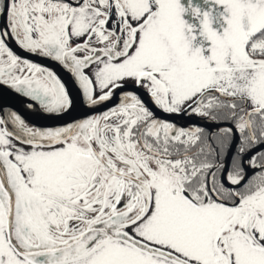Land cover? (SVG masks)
I'll use <instances>...</instances> for the list:
<instances>
[{
    "label": "snow or ice",
    "instance_id": "1",
    "mask_svg": "<svg viewBox=\"0 0 264 264\" xmlns=\"http://www.w3.org/2000/svg\"><path fill=\"white\" fill-rule=\"evenodd\" d=\"M5 93L0 264H264V0H0Z\"/></svg>",
    "mask_w": 264,
    "mask_h": 264
},
{
    "label": "water",
    "instance_id": "2",
    "mask_svg": "<svg viewBox=\"0 0 264 264\" xmlns=\"http://www.w3.org/2000/svg\"><path fill=\"white\" fill-rule=\"evenodd\" d=\"M29 56H22V57H26V58H28L30 60H34V61H37L38 62L37 59H33V57H31V56L29 57ZM52 65L53 66H48V67H50L51 70H53L54 72H56L62 78V76L64 75L65 72L59 66H57L55 64H52ZM66 84L68 85V88H72L73 87L70 78L66 82ZM138 92H143V91L142 90H138ZM140 95L142 96L141 93H140ZM9 97H12V95L7 94V93H5L3 95H0V102L4 101V102H2L3 104L11 106L15 110H17L30 124H34V125L39 126V127H55V126H58L60 124L66 123V122H71L73 119H77L79 117L82 118L85 114H91V113H87L85 109L77 106L71 112H69L67 115H65L62 119L56 120V119L46 118L45 119V123L48 124V122H51V124H48V125L47 124H40V123L35 122V119L37 118V116L35 114H33V113H29L28 110L24 107V104L23 103H19L18 101L15 104L10 103L9 102V100H10ZM142 98L145 100V98L143 96H142ZM145 102L147 103L146 100H145ZM111 103H115V100H113L109 104L104 105L103 108L110 107L111 106ZM147 104H149V103H147ZM103 108L97 109V111H102ZM78 109L80 110V113H79ZM25 114L28 116V118L26 117ZM157 115L160 116L161 118H164V119L173 120L177 124H181V123H179L177 121L178 120L181 121L183 119V116H184V115H180V116H176V115L166 116L165 114H163V113H161L159 111H157ZM40 116L42 118H45L43 115H40ZM185 117H188V116H185ZM191 123H196V122H195V120L190 119L187 122L186 125L191 124Z\"/></svg>",
    "mask_w": 264,
    "mask_h": 264
},
{
    "label": "flooded vegetation",
    "instance_id": "3",
    "mask_svg": "<svg viewBox=\"0 0 264 264\" xmlns=\"http://www.w3.org/2000/svg\"><path fill=\"white\" fill-rule=\"evenodd\" d=\"M12 47L14 48V50L17 52V54H19L20 56H29V54H27V53H25V52H22L21 50H19L18 48H16L15 47V45H12ZM30 57V56H29ZM31 57H33V59H37L38 60V62L39 63H42V64H45V65H47V66H53L52 64H49L47 61H40L37 57H34V56H31ZM62 79H63V81L66 83L68 80H69V77H68V75L66 74V73H64V75L62 76ZM73 87L72 88H69V90H70V92L72 91V95L73 96H75L76 95V93L73 91ZM143 91V90H142ZM142 94V96L145 98V100L147 101V103H149L148 105L150 106L151 105V103H150V101H149V99H148V97L146 96V95H144V93L143 92H139V94ZM9 102L10 103H13V104H15L17 101L19 102V103H22L21 102V100L19 99V98H17V97H14V96H12V97H9ZM2 102H4V101H2ZM150 107H152V105L150 106ZM78 111H79V113H80V110L78 109ZM33 114H35L36 116H37V118L35 119V122H37V123H40V124H47V123H45V119L46 118H42L40 115H42V114H36V113H33ZM26 115V114H25ZM186 115H184L183 116V119L181 120V121H177V122H179V123H181V125H185L186 126V124H187V122L190 120V119H193V120H195V122L196 123H200V121H198V120H196L195 118H190V117H185ZM26 117L28 118V116L26 115ZM175 120V119H174ZM48 124H51V122H48ZM47 124V125H48Z\"/></svg>",
    "mask_w": 264,
    "mask_h": 264
}]
</instances>
